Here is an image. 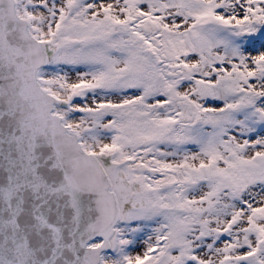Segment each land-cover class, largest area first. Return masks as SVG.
<instances>
[{"label":"snow or ice","instance_id":"snow-or-ice-1","mask_svg":"<svg viewBox=\"0 0 264 264\" xmlns=\"http://www.w3.org/2000/svg\"><path fill=\"white\" fill-rule=\"evenodd\" d=\"M0 264H264V0H0Z\"/></svg>","mask_w":264,"mask_h":264}]
</instances>
